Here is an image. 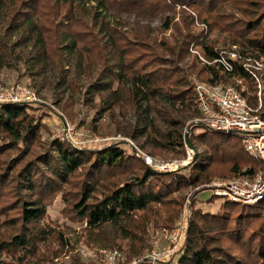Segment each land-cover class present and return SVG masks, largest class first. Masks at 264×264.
<instances>
[{"label":"trees","instance_id":"1","mask_svg":"<svg viewBox=\"0 0 264 264\" xmlns=\"http://www.w3.org/2000/svg\"><path fill=\"white\" fill-rule=\"evenodd\" d=\"M237 3L241 19L225 10ZM176 7L183 29L172 23L170 13ZM263 8L264 0H0V25L5 22L0 45L5 46L6 34H17V42L30 48L36 65L50 64L61 74L66 54L74 57L81 75L90 80L86 101H96L105 111L138 112L144 103L146 117L139 126L119 131L144 139L142 145L153 154L165 150L182 157L187 122L191 120V133L199 111L194 82L179 64L194 44L201 53L194 59L202 63L197 73L203 82L241 79L247 83L242 95L255 104L254 82L242 62L264 58ZM102 12L119 18V25L105 21ZM122 16L135 21L160 18L161 29L173 28L178 38L152 43L149 27L134 28ZM98 17L107 32L106 44L94 27ZM196 20L203 28L192 33ZM206 29L231 34L235 57L211 45ZM221 60L232 69L226 70ZM97 66L92 79L91 70ZM187 68L192 70L195 64ZM262 102L264 116V82ZM31 110L29 103H0V264H28L34 258L47 264L57 255L54 244H68V237L46 220L56 197L63 202L61 213L85 222L89 234L98 232L110 244L109 228L119 238L142 242L147 223L156 219L159 226L162 213L163 227L179 220L184 190L214 178L252 176L259 169L240 139L212 133L191 135V142L197 140L204 150L189 164L169 171L149 167L116 143L89 150L55 139L39 153L38 136L46 126ZM263 203L222 201L215 213L194 210L183 246L165 264H264Z\"/></svg>","mask_w":264,"mask_h":264},{"label":"rangeland","instance_id":"2","mask_svg":"<svg viewBox=\"0 0 264 264\" xmlns=\"http://www.w3.org/2000/svg\"><path fill=\"white\" fill-rule=\"evenodd\" d=\"M238 4L239 3L233 6L227 5L225 10L227 13L241 19L243 15H241L236 8V5ZM170 15H172L173 18L172 23L179 25L183 29L184 24L179 8L176 7V12L174 14L172 12ZM87 17L90 16L87 15ZM101 17L106 18L104 20H108L114 26L119 25V18L106 16L105 13H103V16ZM101 17L95 19L94 27L96 31H100L103 43L106 44L108 37L105 27L103 26V28H100L102 25ZM121 18H123L124 21L130 20V23L134 25V28L142 29V27H149V40L152 43L157 44L160 41L171 42L174 37L177 36L178 38V35L173 31V28L168 30L161 29L160 18H152L143 21L139 19H136L135 21L132 16L130 18L122 16ZM198 23L199 21L196 20L194 24L190 26V31L192 33H196L203 28H201ZM4 30L5 22L0 25V36L3 35ZM206 39L216 49L223 51V53H231L229 54L230 58H234L233 52L237 53V47L230 45L234 40V37L231 34L218 30L206 29ZM3 40L5 46L0 45L3 47H0V90L6 87L11 88L21 86L27 88L33 94L34 99L23 101V103L31 104V111L40 115L42 122L46 126V128L40 130L38 141L42 146L37 148V152L43 153L44 150L49 147L51 141L55 139L65 140V138L58 136V132L60 127H62V124H69L70 126H73L78 133L77 138H74V142L65 140L72 148L92 150L116 143L121 145L126 152L132 153L136 158L139 157L134 155V147H137L144 153L150 154L157 162L186 160L185 147L184 155L182 157L172 156L170 152L165 150L153 154L151 153V148L149 146L142 145L144 139H132L130 136H125L127 134H124V132L119 131H129L134 126H139L137 125L138 121H142V119L146 117V114L143 111L145 106L144 103H141V106L137 109L138 112L131 108L126 110L115 109L113 111H105L101 110L100 106L96 104V101H86V99H89V94H85V92L87 91V86L90 83V80L85 79L81 75V70L78 68L77 60L74 57L66 54L64 73L61 74L50 64L43 67L36 65L34 62L35 60L33 59V53L30 52V48L17 42V34H14L13 36L6 34ZM197 52L201 54L200 50L194 47V44H191L189 46L188 55L179 64L181 68L186 70V73H188L187 76L194 83L203 82L197 73V70H199L202 63H199L194 59ZM261 59L264 61V58L261 57ZM192 64H195V68L192 70L188 69L187 67ZM97 69H99L98 66L96 69L91 70L92 79L96 76L98 72ZM262 72L264 74V70H262ZM223 85H233L241 91L247 89V83L241 79H235L234 81L231 80ZM190 121L187 122L188 125L190 124ZM188 125H186L185 129V139L195 149L196 153H200L204 150V146L198 143L197 140L191 142V135L208 133L207 136L214 134L216 137L221 138L229 135L222 131L208 129L202 125H197L195 129L192 130L191 134ZM229 136L231 141L236 138L233 135ZM216 179L222 178H214L213 180ZM210 183L211 181L208 184ZM205 188L206 185H201L183 191L182 195H184V201L181 208L180 218L170 228L163 227L164 224H161L162 219H166V214L162 213L159 216L160 220H157L159 226H155L156 219L154 223H147V236L144 237L142 242L132 237H128L127 239L119 238V235H116L115 232L112 231L113 229L108 228L107 230L112 239V243L110 244L107 243L105 239L101 238L102 236L99 235L98 232H94L93 235V232L89 234L85 230V222L71 221L65 217L64 214L61 213L63 202L59 197H56L52 204L48 206L46 220L47 222H54V227L60 229L65 236L68 237L65 241L68 244L64 247L54 244L53 246H55L57 250V255L53 258L52 262H48L47 264H104L105 256L111 250H117L119 252L116 264H131L134 261L144 258L154 249L167 248L172 244L171 240L177 233V229H179L178 227L183 218V208L186 205L185 208L190 209V214L185 218L184 231L178 232L180 233V239L176 241V252L185 242L186 229L192 212L199 209L202 212L215 213L221 202L224 201L213 196L211 190ZM188 200H191L190 204ZM141 246L144 248L141 249ZM82 250L84 252L90 251L93 256L84 258L81 255ZM175 252L171 254L170 258ZM28 264L44 263L43 261L34 258Z\"/></svg>","mask_w":264,"mask_h":264},{"label":"built area","instance_id":"3","mask_svg":"<svg viewBox=\"0 0 264 264\" xmlns=\"http://www.w3.org/2000/svg\"><path fill=\"white\" fill-rule=\"evenodd\" d=\"M197 54L199 55L198 52ZM235 55L233 53L234 57ZM199 57L203 62H206L201 56ZM221 61L226 70L232 69L230 64ZM242 67L250 74L256 87L254 92L256 103L248 102L247 98L242 95V91L233 85L196 82L193 84V91L199 116L194 119L193 124L237 137L240 139L244 151L259 162V169L252 176L238 175L231 178L216 179L210 184H205V189H210L213 196L224 201L254 206L264 201V116L261 114L264 61L261 58L257 60L246 59L242 62ZM32 99H34L33 94L25 87H6L0 90V103L23 102ZM74 130L73 126L62 124L58 136L69 142H74V138L78 136L77 131ZM184 147L186 148V160L184 161L157 162L150 154L144 153L137 147L133 148V153L149 167L158 171H169L187 164L192 160V156L194 157L195 149L185 139V131ZM188 201L190 204L191 200ZM185 207L186 205L183 208L182 222L171 240L172 244L167 248L154 249L144 258L131 264H165L171 254L175 252L176 241L180 239L178 232L184 231L185 218L190 214V209ZM81 255L84 258L93 256L90 251L84 252L83 250ZM118 256L117 250L109 251L105 256L104 264H116Z\"/></svg>","mask_w":264,"mask_h":264},{"label":"water","instance_id":"4","mask_svg":"<svg viewBox=\"0 0 264 264\" xmlns=\"http://www.w3.org/2000/svg\"><path fill=\"white\" fill-rule=\"evenodd\" d=\"M196 156H197V153H196V151H195V154H194L193 160L196 159Z\"/></svg>","mask_w":264,"mask_h":264}]
</instances>
